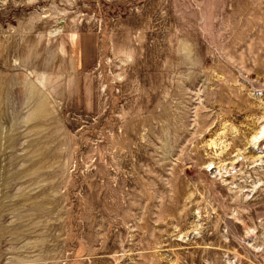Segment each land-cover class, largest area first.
Returning <instances> with one entry per match:
<instances>
[{"label": "rangeland", "instance_id": "rangeland-1", "mask_svg": "<svg viewBox=\"0 0 264 264\" xmlns=\"http://www.w3.org/2000/svg\"><path fill=\"white\" fill-rule=\"evenodd\" d=\"M263 126L264 0H0V264H264Z\"/></svg>", "mask_w": 264, "mask_h": 264}, {"label": "crops", "instance_id": "crops-1", "mask_svg": "<svg viewBox=\"0 0 264 264\" xmlns=\"http://www.w3.org/2000/svg\"><path fill=\"white\" fill-rule=\"evenodd\" d=\"M73 41L77 57L76 66L81 71H87L96 59L97 42L95 36L91 32L83 31L74 36Z\"/></svg>", "mask_w": 264, "mask_h": 264}, {"label": "bare ground", "instance_id": "bare-ground-1", "mask_svg": "<svg viewBox=\"0 0 264 264\" xmlns=\"http://www.w3.org/2000/svg\"><path fill=\"white\" fill-rule=\"evenodd\" d=\"M260 134H261V135H264V126L262 127ZM258 138H259V137H258Z\"/></svg>", "mask_w": 264, "mask_h": 264}]
</instances>
